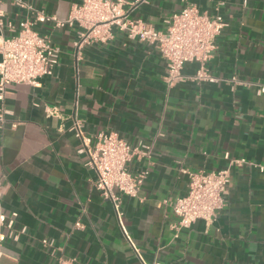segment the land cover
I'll use <instances>...</instances> for the list:
<instances>
[{"label": "crops", "instance_id": "1", "mask_svg": "<svg viewBox=\"0 0 264 264\" xmlns=\"http://www.w3.org/2000/svg\"><path fill=\"white\" fill-rule=\"evenodd\" d=\"M74 2L32 4L63 21ZM186 4L226 24L206 64L218 82L193 81L197 65L185 64L184 81L167 88L165 59L125 32L85 46L75 61L77 27H35L58 50V63L39 86L5 91L0 214L13 224L0 226V264H264V94L257 93L264 0H145L129 18L164 32ZM0 10L15 26L25 18L9 0ZM48 108L58 115L48 117ZM73 117L89 147L104 132L139 149L129 169L148 174L136 197L121 199L122 227L93 187ZM224 169L229 182L216 219L176 232L169 203L187 193V173Z\"/></svg>", "mask_w": 264, "mask_h": 264}, {"label": "built area", "instance_id": "2", "mask_svg": "<svg viewBox=\"0 0 264 264\" xmlns=\"http://www.w3.org/2000/svg\"><path fill=\"white\" fill-rule=\"evenodd\" d=\"M145 0H75L65 20L46 15L35 9L33 0H9L12 7L25 13V18L15 26L5 21V13L0 10V127L7 111L3 107L5 91L10 85L26 84L39 86L44 77L53 75L58 63V50L49 39L35 29L37 25L50 22L55 28L77 27L74 42L75 61L81 50L93 44H106L114 37V32H125L128 39L152 46L166 61L165 83L167 88L183 82L182 68L185 64H196L192 80L197 83H215L219 79L206 69L207 62L215 50V40L226 26L220 16H209L192 4H186L179 12L167 18L164 32L145 26L140 21L129 18L132 10ZM233 82L236 80L233 78ZM258 94H264V86H259ZM48 117L57 116L56 108L46 109ZM70 131L82 144L87 156L85 166L95 174L94 189L108 201L122 227L123 213L121 199L136 197L147 177V171L133 173L129 163L138 148L120 139L115 133L100 132L90 138L81 127L79 119L72 118ZM243 162V160H241ZM263 171V167L260 168ZM187 193L170 202L177 218L174 230L190 228L196 221L212 223L225 205L224 196L229 182V170L213 172H189ZM0 214V226L11 228L13 222ZM75 226L80 227L79 223ZM5 236L0 233L1 244ZM43 246L50 245L42 240ZM138 255V250L135 249Z\"/></svg>", "mask_w": 264, "mask_h": 264}]
</instances>
